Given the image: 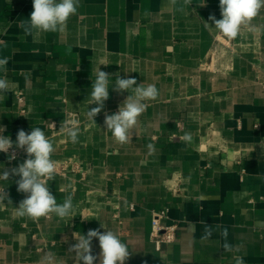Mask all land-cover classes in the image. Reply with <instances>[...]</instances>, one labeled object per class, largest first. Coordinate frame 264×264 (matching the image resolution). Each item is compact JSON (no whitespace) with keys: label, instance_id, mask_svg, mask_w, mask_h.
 Segmentation results:
<instances>
[{"label":"crops","instance_id":"crops-1","mask_svg":"<svg viewBox=\"0 0 264 264\" xmlns=\"http://www.w3.org/2000/svg\"><path fill=\"white\" fill-rule=\"evenodd\" d=\"M32 11V0H0V78L10 82L0 125L13 141L20 129L45 132L56 162L47 185L58 204L71 195L73 209L18 217L19 177L0 180L12 201L0 203V264H81L71 246L90 229L116 234L125 264H264V8L251 22L262 31L235 39L204 26L221 18L219 0H80L64 32L26 35ZM99 69L112 76L93 123L87 99ZM119 75L159 92L125 144L104 127V112L131 94L112 90ZM66 122L79 127L78 142ZM16 150L12 161L0 153V171L27 158ZM161 209L176 232L158 251L150 232Z\"/></svg>","mask_w":264,"mask_h":264},{"label":"clouds","instance_id":"clouds-1","mask_svg":"<svg viewBox=\"0 0 264 264\" xmlns=\"http://www.w3.org/2000/svg\"><path fill=\"white\" fill-rule=\"evenodd\" d=\"M177 0H172L176 4ZM184 5L191 4V0H183ZM80 0H32L33 11L30 18L22 22L21 27L26 35L36 32H64L67 21L77 14ZM221 18L210 15L212 22L205 23V28L215 27L219 33L228 39H235L241 33L242 28H246L251 33L262 31L260 27L252 25V20L257 17L260 10L264 8V0H219ZM181 10H183L181 8ZM7 57H0V70L6 69ZM108 72L99 69L96 78L91 84L90 98L87 99L89 105L96 107L88 108L87 117L95 123V117L105 108V101L109 99V77ZM9 81L0 78V94L9 89ZM112 90L118 93L125 91L131 93L123 102V107L113 114L104 112V127L112 133L114 139L125 144L129 142L130 131L137 124L138 118L146 111L145 101L155 100L158 89L154 84L147 86L137 84L134 77H116ZM2 98V96H0ZM72 143L78 142L79 127L76 123L66 122L62 126ZM4 126L0 125V153L8 155L9 161L15 160V151L11 149L23 150L27 158L16 167L3 169L0 171V180L9 181L10 176L19 177L16 180L17 191L26 194V197L16 207V216L28 217L37 220L47 217L49 214H56L63 219L70 215L73 209L72 196L69 195L58 204L56 196L52 194L47 180H51L56 172V162L51 159L54 146L40 127H34L30 133L20 129L13 141L10 136H5ZM184 141H190L191 135L186 133ZM150 152L155 151L153 144L147 145ZM8 198L5 191L0 192V203ZM102 228L103 226L100 225ZM225 235L227 233L225 232ZM93 238L98 239L99 253L94 254L92 249ZM72 250L76 253L81 264H125L129 258L127 246L112 231L101 232L99 229H90L86 235H81L77 242L72 244ZM228 247V245H226Z\"/></svg>","mask_w":264,"mask_h":264},{"label":"built area","instance_id":"built-area-1","mask_svg":"<svg viewBox=\"0 0 264 264\" xmlns=\"http://www.w3.org/2000/svg\"><path fill=\"white\" fill-rule=\"evenodd\" d=\"M19 103L22 102V97L19 94L17 97ZM15 151L16 156L18 151L16 149H11L10 152ZM167 209H161L159 211L153 212L151 220V232L150 240L156 250H160L163 246L171 244L175 239L176 225L169 224L166 225L163 221L166 220Z\"/></svg>","mask_w":264,"mask_h":264}]
</instances>
